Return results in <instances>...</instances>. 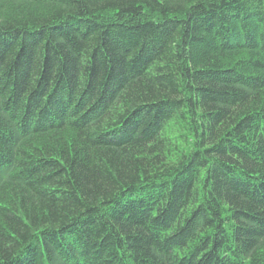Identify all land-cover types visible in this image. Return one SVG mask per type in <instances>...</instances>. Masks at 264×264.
<instances>
[{"label": "trees", "instance_id": "16d2710c", "mask_svg": "<svg viewBox=\"0 0 264 264\" xmlns=\"http://www.w3.org/2000/svg\"><path fill=\"white\" fill-rule=\"evenodd\" d=\"M0 264H264V0H0Z\"/></svg>", "mask_w": 264, "mask_h": 264}]
</instances>
